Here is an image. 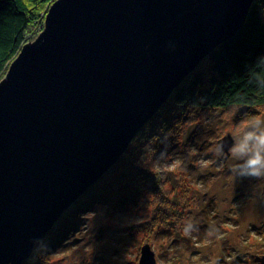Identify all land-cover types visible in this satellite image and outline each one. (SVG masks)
<instances>
[{"label":"water","instance_id":"obj_1","mask_svg":"<svg viewBox=\"0 0 264 264\" xmlns=\"http://www.w3.org/2000/svg\"><path fill=\"white\" fill-rule=\"evenodd\" d=\"M254 0H56L0 80V264H22ZM243 110V109H242ZM225 157L230 135L218 140ZM138 264H157L149 244Z\"/></svg>","mask_w":264,"mask_h":264},{"label":"rangeland","instance_id":"obj_2","mask_svg":"<svg viewBox=\"0 0 264 264\" xmlns=\"http://www.w3.org/2000/svg\"><path fill=\"white\" fill-rule=\"evenodd\" d=\"M175 112L160 115L172 123L159 142L136 136L89 187L111 197L86 195L88 208L65 218L48 249L37 253L36 245L32 264H137L144 244L157 264H264V177L236 175L243 161L217 143L259 136L264 108L203 106L178 119Z\"/></svg>","mask_w":264,"mask_h":264},{"label":"trees","instance_id":"obj_3","mask_svg":"<svg viewBox=\"0 0 264 264\" xmlns=\"http://www.w3.org/2000/svg\"><path fill=\"white\" fill-rule=\"evenodd\" d=\"M55 1L0 0V80L22 46L40 33L44 15ZM203 106L211 109L232 106L264 108V0L253 1L242 29L234 37L218 45L202 60L173 90L158 112V116L155 114L150 120L151 124L149 121L137 135H146L148 139L153 138L154 143L159 142L165 129L172 123L171 119L161 117V114L165 111H178L174 116L178 119L181 117L180 112ZM136 136L133 142L137 139ZM128 151L129 147L122 158L129 154ZM151 188L158 191L155 186ZM86 195L89 197L97 195V201H105L111 197L106 189H101L100 192L93 188L88 189L58 219L47 236L40 241L42 243H38L37 253L41 248L48 249L49 241L57 237L65 218L70 217L72 211L76 208L80 210L88 208L89 201L82 203ZM28 259L22 264H32L31 258Z\"/></svg>","mask_w":264,"mask_h":264},{"label":"clouds","instance_id":"obj_4","mask_svg":"<svg viewBox=\"0 0 264 264\" xmlns=\"http://www.w3.org/2000/svg\"><path fill=\"white\" fill-rule=\"evenodd\" d=\"M249 141H254L249 145ZM229 151L236 156L237 159L243 161V163L236 165L233 168V172L242 177H264V132L259 136H254L253 133L244 135L243 140L234 143ZM251 153L249 156L248 154ZM247 156V159L244 157ZM246 171H238V169H244Z\"/></svg>","mask_w":264,"mask_h":264},{"label":"bare ground","instance_id":"obj_5","mask_svg":"<svg viewBox=\"0 0 264 264\" xmlns=\"http://www.w3.org/2000/svg\"><path fill=\"white\" fill-rule=\"evenodd\" d=\"M222 44H223V43H222ZM196 68H197V67H196ZM196 68H195V69H196ZM188 75H189V74H188ZM188 75H187V76H188ZM187 76H186V77H187ZM186 77H185V78H186ZM185 78L183 79V81L185 80ZM183 81H182V82H183ZM100 177H102V175H101ZM96 182H97V181H96ZM37 245H38V244H37ZM31 255H32V254H31ZM30 257H31V256H30ZM30 257H29V258H30ZM138 261H139V260H138ZM137 264H138V263H137Z\"/></svg>","mask_w":264,"mask_h":264}]
</instances>
